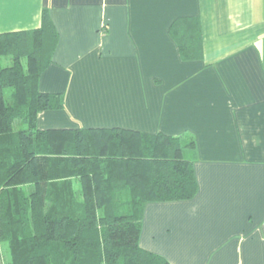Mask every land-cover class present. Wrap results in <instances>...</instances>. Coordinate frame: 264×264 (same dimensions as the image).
Masks as SVG:
<instances>
[{
  "label": "crops",
  "instance_id": "crops-1",
  "mask_svg": "<svg viewBox=\"0 0 264 264\" xmlns=\"http://www.w3.org/2000/svg\"><path fill=\"white\" fill-rule=\"evenodd\" d=\"M59 31L39 128H121L195 139L198 191L149 203L141 245L172 264H264V0H0V34ZM200 17L199 57L170 28ZM0 264H4L0 247Z\"/></svg>",
  "mask_w": 264,
  "mask_h": 264
},
{
  "label": "trees",
  "instance_id": "trees-1",
  "mask_svg": "<svg viewBox=\"0 0 264 264\" xmlns=\"http://www.w3.org/2000/svg\"><path fill=\"white\" fill-rule=\"evenodd\" d=\"M183 59L201 55L200 17L175 19ZM59 31L0 34V247L4 264H172L144 249L149 203L192 199L195 139L121 128L40 129L65 95L40 89ZM10 91L7 94V91Z\"/></svg>",
  "mask_w": 264,
  "mask_h": 264
},
{
  "label": "rangeland",
  "instance_id": "rangeland-1",
  "mask_svg": "<svg viewBox=\"0 0 264 264\" xmlns=\"http://www.w3.org/2000/svg\"><path fill=\"white\" fill-rule=\"evenodd\" d=\"M9 92H10V91L8 90V91H7V94H8Z\"/></svg>",
  "mask_w": 264,
  "mask_h": 264
}]
</instances>
